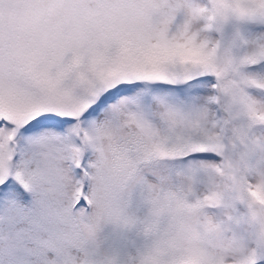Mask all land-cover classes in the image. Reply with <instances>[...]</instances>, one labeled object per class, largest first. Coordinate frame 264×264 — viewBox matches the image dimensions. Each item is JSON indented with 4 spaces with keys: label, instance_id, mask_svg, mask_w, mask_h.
Here are the masks:
<instances>
[{
    "label": "snow or ice",
    "instance_id": "obj_1",
    "mask_svg": "<svg viewBox=\"0 0 264 264\" xmlns=\"http://www.w3.org/2000/svg\"><path fill=\"white\" fill-rule=\"evenodd\" d=\"M243 24L264 0H0V264H216L169 217L173 197L215 213L220 171L264 203L229 155L264 139V33ZM109 225L145 246L122 257Z\"/></svg>",
    "mask_w": 264,
    "mask_h": 264
},
{
    "label": "clouds",
    "instance_id": "obj_2",
    "mask_svg": "<svg viewBox=\"0 0 264 264\" xmlns=\"http://www.w3.org/2000/svg\"><path fill=\"white\" fill-rule=\"evenodd\" d=\"M260 111L264 113V106ZM248 123L251 128L264 126L259 122ZM229 155L239 165V176L251 177L254 184L264 183V139L259 144H250L244 156L231 149ZM214 185L210 186V190L217 193L215 213H211L204 204H178L173 197L169 219L182 229L184 246L215 260L216 264H242L247 246L242 236L247 234L248 239L264 237V203L241 192L238 180L234 181L227 171L216 173ZM221 203L229 206L221 207ZM229 216L236 219L229 221ZM196 225L201 228L202 235L199 237L192 231ZM153 236L154 245L160 253L167 250L168 241L177 238L165 233L160 236L153 233Z\"/></svg>",
    "mask_w": 264,
    "mask_h": 264
},
{
    "label": "rangeland",
    "instance_id": "obj_3",
    "mask_svg": "<svg viewBox=\"0 0 264 264\" xmlns=\"http://www.w3.org/2000/svg\"><path fill=\"white\" fill-rule=\"evenodd\" d=\"M239 30L245 39H254L264 33V26L243 24L239 26ZM231 31V28L226 30L225 39L229 38ZM253 95L259 94L253 93ZM239 122L246 124L247 120L246 118L241 117ZM251 132L258 137H264V126H255L251 129ZM142 214V211L138 213V215ZM100 236L101 239H106L122 257L126 255L134 256L137 251L142 250L145 246V241L142 237L138 236L135 231H121L113 228L111 225L106 226L102 230ZM262 264H264V262H262Z\"/></svg>",
    "mask_w": 264,
    "mask_h": 264
}]
</instances>
